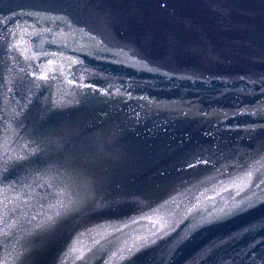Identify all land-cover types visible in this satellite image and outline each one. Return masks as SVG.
I'll return each mask as SVG.
<instances>
[{
	"label": "water",
	"instance_id": "1",
	"mask_svg": "<svg viewBox=\"0 0 264 264\" xmlns=\"http://www.w3.org/2000/svg\"><path fill=\"white\" fill-rule=\"evenodd\" d=\"M0 264H264V0H0Z\"/></svg>",
	"mask_w": 264,
	"mask_h": 264
}]
</instances>
